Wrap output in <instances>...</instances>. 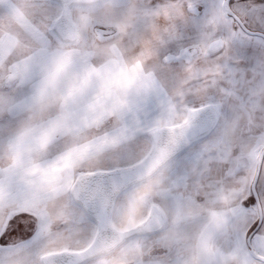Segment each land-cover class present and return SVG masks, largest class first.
Instances as JSON below:
<instances>
[{"label":"snow or ice","instance_id":"snow-or-ice-1","mask_svg":"<svg viewBox=\"0 0 264 264\" xmlns=\"http://www.w3.org/2000/svg\"><path fill=\"white\" fill-rule=\"evenodd\" d=\"M0 264H264V0H0Z\"/></svg>","mask_w":264,"mask_h":264}]
</instances>
